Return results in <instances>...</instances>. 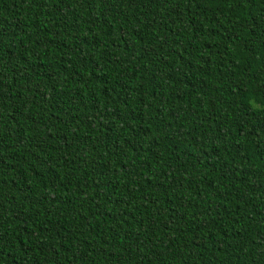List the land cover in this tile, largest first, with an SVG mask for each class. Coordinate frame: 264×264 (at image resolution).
I'll list each match as a JSON object with an SVG mask.
<instances>
[{
    "label": "trees",
    "instance_id": "trees-1",
    "mask_svg": "<svg viewBox=\"0 0 264 264\" xmlns=\"http://www.w3.org/2000/svg\"><path fill=\"white\" fill-rule=\"evenodd\" d=\"M0 264H264V0H0Z\"/></svg>",
    "mask_w": 264,
    "mask_h": 264
}]
</instances>
